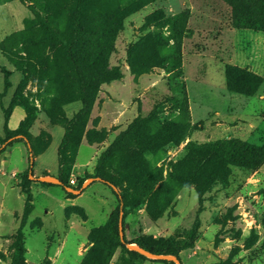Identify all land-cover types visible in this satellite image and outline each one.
Masks as SVG:
<instances>
[{"label": "rangeland", "instance_id": "374dc122", "mask_svg": "<svg viewBox=\"0 0 264 264\" xmlns=\"http://www.w3.org/2000/svg\"><path fill=\"white\" fill-rule=\"evenodd\" d=\"M94 1L114 7L135 0ZM27 6L0 0V42L14 34L5 44L12 60L0 50V264H10L17 231L25 264H79L90 231L102 228L118 204L128 241L192 239V247L179 252L183 264H264V160L249 169L227 156L232 140L264 142V82L245 97L228 91L224 76V65L231 64L264 78V32L232 27L230 9L220 0H150L122 21L111 51L103 54L120 77L100 85L86 122L72 124L65 141L82 106L78 85L66 80L59 92L49 50L36 68L13 64L25 57L23 21L32 17ZM157 8L167 15L188 10L186 34L174 45L180 60L136 66L128 51L153 30L143 28L144 17ZM47 19L63 29L67 8ZM170 44L159 54H171ZM138 54L147 62L155 56L145 42ZM15 91L34 113L20 132L24 110L11 105ZM215 142L222 152L202 151ZM26 171L33 207L24 215L19 183ZM100 171L110 184L87 181L102 178L95 175ZM43 175L66 184L36 179ZM115 182L122 202L110 186ZM64 187L80 192L69 195ZM122 256L116 248L109 264H166Z\"/></svg>", "mask_w": 264, "mask_h": 264}, {"label": "trees", "instance_id": "16d2710c", "mask_svg": "<svg viewBox=\"0 0 264 264\" xmlns=\"http://www.w3.org/2000/svg\"><path fill=\"white\" fill-rule=\"evenodd\" d=\"M20 1L28 4L27 7L32 17L25 18L23 21L22 44L25 57L16 56V59H19L20 62H16L15 59L13 62L15 67L22 70L26 63H30L33 68H36V61L43 58L46 50H49L55 67L54 81L58 83L59 92H63V83L69 79L79 87L78 99L81 101L82 106L69 122V130L65 133V141H68L71 138L70 126L86 122L100 85L120 77L117 68H109L107 61L103 58V54L111 51L115 34L120 29L122 21L131 14L136 13L150 0H135L123 6L114 4V7L111 4H95L94 0ZM221 1L230 9L232 27L264 32V0ZM63 8H67L66 24L63 29H58L48 21L47 17ZM187 13L188 10H185L167 15L162 8H157L148 13L144 17L143 28L152 27L153 30L132 44L128 51L129 62L136 63V66L148 67L149 65L161 66L170 60L179 61V48L176 49L174 45L178 37L186 34L189 17ZM164 28L167 30L166 36ZM13 37L14 34H10L0 42V50L9 60L13 55L11 52H7L5 44ZM170 41H172V44H170ZM144 42L155 52L152 62H147V60L138 54V50H140ZM169 44L174 47L173 52L168 55H160L159 52L168 47ZM90 47H93L95 50L92 54L88 51ZM31 59L35 60L34 64ZM224 76L226 89L245 97L255 95L264 82L262 76L254 73L249 68L231 64L224 65ZM11 105L19 106L24 110V118L16 130L20 132L24 125L30 126L32 124L34 113L27 99L18 91L14 92ZM137 139L138 141L139 139L143 140V138H140V135L137 136ZM2 141L0 138V143ZM202 151L204 153H220L222 152V148L217 142L208 143L204 144ZM59 155L62 157V154L59 153ZM227 156L229 161L234 165L249 169L257 168L264 160V142L255 145L237 139L232 140ZM61 164L65 165L67 162L62 161ZM95 175L101 176L103 181L110 184L108 181H111V179H109V175L106 172L100 171ZM58 179L62 185L66 184L64 179ZM30 182L26 171L21 175L19 183L20 191L25 195L24 215L28 214L33 207ZM111 185L116 187V182ZM114 193L118 201L122 202L120 195L115 191ZM69 195H72V193H69ZM119 213L120 204L111 212L102 228H93L90 231L88 235L90 247L79 264H109L115 249L118 247L123 252L122 258L126 254L129 255V258L147 259L135 251L128 250L121 243L118 232ZM124 216L125 212L122 210V219H124ZM125 241L136 243L154 253L172 254L178 258L180 251L192 247V239L189 242L179 243L173 237L167 238L162 243L155 244L141 239L128 241L125 238ZM13 248L15 249V254L12 256L10 264H25V248L20 231H17L14 235ZM158 262L174 264L173 262L166 261Z\"/></svg>", "mask_w": 264, "mask_h": 264}, {"label": "water", "instance_id": "95a60500", "mask_svg": "<svg viewBox=\"0 0 264 264\" xmlns=\"http://www.w3.org/2000/svg\"><path fill=\"white\" fill-rule=\"evenodd\" d=\"M30 176H31V174H30ZM36 179H38L41 182L52 183L54 185H62L61 181L57 177H54L51 175H43V176H40ZM93 180L103 181L100 177H93V178L88 179L87 181H93ZM110 186L113 190H116L115 186H113V185H110ZM64 188L67 192L72 193V194H77L80 192V190H76L75 188H72V187H64ZM123 227L124 226H123V219H122V210H121V206H120V213H119V220H118L119 238H120L121 243L128 250L135 251V252L139 253L140 255H142L145 258L150 259V260L173 262L174 264H183L181 262V260L178 257H176L175 255L165 254V253H154V252H151L145 248H142L141 246H139L136 243H129V242L125 241Z\"/></svg>", "mask_w": 264, "mask_h": 264}, {"label": "crops", "instance_id": "0c3cea01", "mask_svg": "<svg viewBox=\"0 0 264 264\" xmlns=\"http://www.w3.org/2000/svg\"><path fill=\"white\" fill-rule=\"evenodd\" d=\"M221 1V0H220Z\"/></svg>", "mask_w": 264, "mask_h": 264}]
</instances>
